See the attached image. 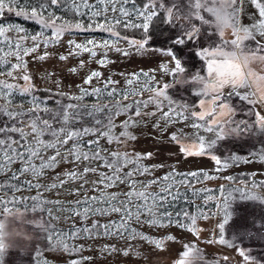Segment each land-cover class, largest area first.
<instances>
[{"label": "snow or ice", "instance_id": "6c2138e0", "mask_svg": "<svg viewBox=\"0 0 264 264\" xmlns=\"http://www.w3.org/2000/svg\"><path fill=\"white\" fill-rule=\"evenodd\" d=\"M137 0H37L35 5H30L27 0H0V14H3L5 9L14 11L17 16H21L27 20H34L41 25L43 30H50L51 36L45 39V31H42L40 36L32 35L31 37L25 32L22 26L11 25L8 27L0 26V52L4 55L0 56V65L8 64L7 57L14 55L17 63L8 64L11 70H0V76H6L12 79H17L14 76L16 70H24L26 65L23 57L35 53L40 47L41 41L45 47L49 41L55 44L61 40L66 33L74 30L79 31H95L101 30L109 34L110 39L102 42L95 40H86L84 42H76L68 40L67 54L59 55L61 61L69 59V57L79 56L83 52H87L91 58L97 57L95 49H108L117 46L121 42H126L130 47L137 51L144 50L148 43V36L145 35L140 39L130 38L122 34L120 29H139L143 33L149 32L150 24L154 18L158 16L161 9L167 14V22L174 23L182 15L183 19L188 20L189 24L185 25L178 37L173 43L176 46H185L190 42L195 41L201 34L200 28L196 24L191 23L193 17L204 23H211L202 15L203 11L211 13L215 17V27L223 36L224 26L232 28L233 36L231 41L221 40L220 43L213 44L211 47H205L199 50L196 55L205 62L206 74L201 75L196 73L192 76V81L201 85L196 91V95L201 97L199 100L200 111L191 110L188 105L174 106V101L167 94V89L170 84H163L162 87H157L159 83L155 81L148 72L132 73L125 79V87L118 88L119 81L111 77L103 80L102 87H93L91 92L87 89H82V95H94L98 98H107L108 103L102 107L92 106L91 111H87V105L83 104H67L62 106L58 113L52 114L49 109H42L43 101L32 95L35 91L34 86L30 83V76L22 75L26 82V86L19 87L14 83H10L7 79H0V99L5 103L0 106V115L8 117L14 123L5 126H0V175L11 173L7 180L0 181V208L7 213L11 212V208H17V205H22L24 212L31 209L36 212L48 211L51 216V209H45V205L60 204L61 201H52L42 199V192H47L50 189L62 185L65 181L58 175L56 182L50 185H41L33 183L32 180L21 181L20 177L30 174L33 178L43 175L45 169L53 168L59 161H71L77 168L84 162L99 161L100 167L85 165L82 170H70L64 175L69 179H84V183L89 181L85 179L89 173L98 174V179L91 181L93 188L98 191V195L88 196L85 194L82 198L77 193V199L72 202V207L68 209L70 213L68 219L72 216H79L82 220H87L92 216H109L112 213H117L120 216L118 221L112 220L108 223H100L94 221L90 226L85 225L82 228L73 225L70 233H65L52 225L51 221L37 220V227L46 233V239L51 242L52 246H62L65 250L71 251L65 243L67 239L77 238L81 233H87L89 236L95 234L115 236L121 239L130 240L139 236L143 240H151L149 236H143L131 227V223L148 224L152 227H163L165 224L176 226L189 231L186 222L181 219L173 220V214L165 209L170 201L179 198L177 184L180 187H191V183H185L184 180L179 182L174 181V175H182L179 173H169L163 177L154 178L150 181H141L135 177L151 175V169L145 167L141 161L151 156V154H131L128 152L112 151L102 148L99 143L100 137H107L108 143L113 141L116 143H125L128 140H135L128 128L137 123L134 117L142 115V109L154 104L157 111L162 112V119L166 124H171L180 121H191V127L194 129H205L210 133H215L216 139H223L225 135L231 132L240 130L241 125L247 127L245 122L236 124L235 128L227 129L226 125L235 123L233 120L220 119L221 117L234 115V106L229 102V97L237 96L241 101H248L255 104L258 101H264V75L248 69L250 59L264 60V40H257V34L264 37V0H251L252 5L259 13V19H254L249 26H242L238 22L240 9L237 7L238 0H187V9L183 12L173 11L172 7H165L164 4L157 3V0H144L141 7H136ZM131 5L132 7H128ZM55 9H64L73 13L72 18L57 16ZM8 32H15L18 35L15 41L7 37ZM31 39L32 46L27 47L23 43ZM246 41H254V46L249 47ZM116 51L123 55H129L128 51L116 47ZM174 62V68L169 69L167 64H162L160 67L163 72L173 77L184 73L185 69L182 66L180 58L177 56L175 49L169 48L163 53ZM48 53L39 56L40 60H44ZM106 53L104 58L98 59L97 63L105 65L107 63ZM85 61L81 60L79 66L84 67ZM71 72H76V68L70 69ZM101 80L100 71H91L85 78V84H91L92 80ZM187 82V81H181ZM244 89L246 91L241 92ZM227 90V91H226ZM144 92L153 93L147 99H135L140 97ZM16 94L32 95L31 103L33 105L32 114L28 119H22L27 114L24 111L9 110L14 104L12 97ZM132 98V102L122 104V101ZM74 99L79 100L80 97ZM164 101H167V111H163L165 107ZM108 109L107 122L96 117L95 113ZM113 109L115 111H113ZM135 109L128 119L123 121L122 127L125 129L119 136L114 135V118L118 115L128 113ZM43 110L51 118H43L39 112ZM83 110V111H82ZM144 115H154L155 113H143ZM89 116L94 121L92 126H83L73 128L69 126L70 121L80 119L83 116ZM257 123L261 129H264V116L256 113ZM54 124L59 125L58 127ZM158 126V125H157ZM49 136L50 139L43 137ZM96 136L97 139L84 142V137ZM31 137V139H29ZM121 137L124 139L122 140ZM173 141L179 139L177 133L171 136ZM72 141L70 147L65 149V145ZM215 145V140L206 142L204 138L197 137L196 143L182 144L181 152L188 155L204 154L206 148H212ZM49 149L54 150L53 155L45 156L44 153ZM194 149L196 151H194ZM221 168H227L229 161L238 160V157H230L229 161H222L215 155L211 157ZM260 160L264 161V152L260 154ZM37 161L39 163L37 164ZM19 162L21 168L14 169L12 166ZM128 165H133L129 171H122ZM156 167V166H153ZM162 167V165H160ZM101 168H107L109 172L101 171ZM219 170V169H218ZM187 175L197 176L196 172L188 173ZM207 176V173H203ZM210 178V177H208ZM231 180V177H227ZM119 184H125L130 189L120 193H107L106 190ZM156 185L159 191L153 192L149 189ZM264 186V185H262ZM255 187V185H253ZM22 188L27 190L36 189L37 194L30 198L20 199L16 193ZM83 188V185H81ZM240 196L255 199L250 194L242 189H236ZM194 195H199V191L194 189ZM231 193H229V196ZM212 196L205 197V203L211 200ZM32 203H28V200ZM9 205L11 207H9ZM198 210L200 206H197ZM19 210V208H17ZM184 217H189L188 213L179 214ZM145 217V219H141ZM59 219V217H53ZM191 223L195 225L196 218L191 217ZM2 228V225H0ZM219 228L223 230L224 224H220ZM167 239H173L168 236ZM157 247L160 246V241H154ZM221 243H224L221 240ZM128 247L123 249V254L128 255ZM189 248V245H185ZM4 245L0 243V258H2ZM246 264L251 261L243 250L239 253ZM188 252L184 253L187 257ZM72 264H77V261H72ZM183 264V261H181Z\"/></svg>", "mask_w": 264, "mask_h": 264}, {"label": "rangeland", "instance_id": "374dc122", "mask_svg": "<svg viewBox=\"0 0 264 264\" xmlns=\"http://www.w3.org/2000/svg\"><path fill=\"white\" fill-rule=\"evenodd\" d=\"M157 3H162L165 7H172L174 12H177V10L183 12L187 9V0H157ZM128 7L132 6L129 5ZM136 7L139 8L140 6L136 3ZM237 7L240 9L238 17L240 25L249 26L253 23L254 19H259V13L254 5H252L251 0H238ZM161 12L164 14V18L167 21L166 12H164L163 9H161L159 13ZM202 15L211 23H204L193 17L191 23L196 24L197 27L200 28L201 34L195 41L185 45L186 47H194V45H197V53L202 48L213 46L214 43L218 45L221 40L231 41L235 38L233 36L232 28L228 26H224L223 36L221 37L220 32L215 27V17L207 11H203ZM171 24L176 26L179 34L183 27L189 24V21L183 19L181 15L179 19ZM11 25L21 26L20 24L13 23L4 27ZM23 28L28 36L31 37L32 34H30L25 27ZM42 31L45 30H42L41 28V30L38 31V37ZM101 33L102 34L95 32L87 35H76L73 32L66 33L65 36L55 44L49 41L47 47H45L43 41H41L40 47L37 48L35 53L23 57L26 68H24V70L18 69L14 72V76H16L17 79H12L6 76H0V79H7L10 83L23 87L26 86V82L20 77L27 74L30 76V83L35 89L66 95L70 99L58 100L60 107L67 104H83L88 106L86 109L87 111H91L93 105L102 107L104 104L108 103V99L103 97L98 98L94 95L84 96L82 95V89H87L91 92L93 87H102L103 80L109 77L120 82L116 87L124 88L125 79L132 73L139 74L141 72H148L155 81L159 82L156 85L158 88L162 87L163 84L171 85V87L167 89V94L171 100L174 101V106L188 105L191 110H201L199 108V100L201 97H198L195 94L201 85L192 81V76L196 73H200L201 75L206 74L205 62L201 60L199 56L198 58L200 60L194 58L184 59V64H191L190 70L187 73L184 71V73L178 74L175 82L171 84L173 76L165 74L160 67L162 64H167L169 69L174 68V62L163 54L165 50L169 49V47L165 49L150 47L148 44L155 41L151 40L152 38L149 36L148 43L142 51H137L135 48L130 47L126 42H121L117 46L108 49H95L97 52L96 58H91L87 52H83L79 56L69 57V59L65 61L59 59V55L67 54L69 39L75 40L76 42H84L91 39L98 43L110 39L108 33L103 31H101ZM6 35L10 40L15 41L18 35H24V33L17 34L15 32H8ZM49 36H51V33L50 35L46 34L44 38L47 39ZM130 38L140 39L137 37ZM256 38L257 40H264V37H260L259 34H257ZM173 41L170 48H173L172 46H174V48H182V46L174 45ZM23 43L25 46L31 47L33 42L31 39H28L23 41ZM245 43L248 44L249 47L254 46V41H246ZM116 47L128 51L129 55L125 56L121 52L116 51ZM45 53H48L47 57L44 60H40L38 57ZM105 53L108 62L105 65H100L97 63V60L104 58ZM2 55H4V53L0 52V56ZM7 60L8 64L17 63L14 55L8 56ZM81 60L85 61L84 67L82 68L79 66ZM8 64L0 65V70H11ZM72 68H76L77 71L71 72L70 69ZM248 69L258 75H264V60L250 59ZM91 71H100L101 80L97 81L96 79H93L91 84H85L84 80ZM244 91L246 90H241V92ZM180 92L181 97L184 99L181 102L176 96L177 93ZM151 95H153V93L144 92L140 97L135 99H147ZM20 96V94H16L12 97L14 104L10 106L9 110L24 111L27 115L22 119H28L33 111L31 98L25 99V102H20ZM75 97H80V99H74ZM47 100L48 98L43 101V105L41 106L42 109L44 107L49 109L46 104ZM131 102L132 98L122 101V104H128ZM229 102L239 111L236 118L233 119L235 123L226 125V128H235L236 124H239L240 122H245L247 127L241 125L240 130L235 132L229 131V133L225 135V137L228 136L226 141L224 138L217 140L215 133H210L203 128H192L190 126L191 121H180L166 124V121L161 118L162 112L157 111L154 104L149 105L147 108H143L142 115L134 117L137 123L128 128V131L136 137L135 140H128L125 143L120 144L113 141V143L109 144L107 137L99 138L100 146L108 149L109 152L120 151L128 152L133 155L137 153L142 155L151 154V156L141 161L145 167L151 169V175L145 174L144 176L135 177L141 181H150L154 178L163 177L169 173H179L182 175H174L172 177L174 181L179 182L182 179L180 176L183 178L188 177L189 175L187 174L194 171H203L207 173V176L212 177L193 187L185 188L180 187L179 184H177L179 198L170 201L165 209L161 210L172 213L173 220L181 219L183 221V219L180 218L182 215L179 214L188 213L184 211L187 209L186 205L189 203L188 193L194 191V189L197 191L202 190L199 192V195H197L199 198H196L193 202V205H195L196 208L192 213H188V220L184 221L187 223L188 229H195L197 235L192 231L176 226L174 223L171 225L165 224L163 227H152L148 224H136L135 222H132V228L136 229V231L143 236H149L152 239L143 240L137 236L130 240H125L103 234L99 236H96L95 234L89 236L87 233H81L77 238L67 239L65 241L69 249H73L71 251H67L59 245L55 247L52 246L51 242L46 239L47 234L43 233L37 227V220L51 221L52 225L56 228L63 230L65 233H70L73 225L82 228L85 225L90 226L94 221L108 223L109 221H118L120 219V216L117 213H112L109 216H92L87 220H82L79 216H72L71 219H68L70 215L68 209L73 206L72 202L78 198L77 193H79L81 198L85 194L88 196L99 194L98 191L93 188L91 183V181L97 180L99 177L98 174L89 173L87 177H85L89 183L85 184L84 179H69L64 173L74 169L80 171L85 165L90 167H100L101 162L86 161L77 168L70 160L60 161L58 158L59 162L53 168L45 169L43 175L40 177L33 178L30 174L20 177L21 181L32 180L33 183H40L41 185H50L56 182V177L58 175L65 181L62 185L58 184L57 188L50 189L47 192H43V189L39 190L42 192V199L61 201L60 204L44 206L45 209H51V216L48 211H41L39 209L36 212H32L31 209H29L27 212L18 211L15 215H8L3 208H0V225H2V228H0V243L4 245L0 264L8 262L9 254L7 248L10 246L12 247L14 244L18 245L21 250L20 253L25 256L23 258L26 259V261L28 257H33L34 264H72V261H77V264H178L179 259L184 255V251L186 249L190 250L192 246H196L202 256H206V259L211 262L213 261L217 264H246L244 258L239 254L241 251L239 248L240 243H238L239 245L237 246L234 245L233 248H228L220 246L214 242L218 223L222 220V210L218 207L220 198L219 196L216 197V195L219 194L218 192H220L219 190L223 186L233 184L242 187L245 191L252 192L250 196L255 197V199L243 198L242 201L244 204L252 200H258L257 202L264 205V189H257L258 186L255 183L256 181L263 182L264 180V161L260 160V154L264 152V129H261L256 118V113L264 116V101H258L257 103L252 104L248 101H241L237 96H231L229 97ZM4 103L5 101L0 99V106H3ZM164 105L165 107L163 108V111H167V101H164ZM106 110L108 109L104 108L103 111L95 113L96 117ZM41 111L39 114L42 117L43 115H47L46 112L43 110ZM143 113L155 114L144 115ZM131 114L132 112L129 111L128 113L118 115L114 118V135L119 136V134L125 130L122 127L123 121L128 119V116ZM231 117L232 115L221 117L220 119L228 120ZM50 118V116H47L45 119ZM86 118L90 119L91 117L85 115L80 119L70 121L69 126L73 128L83 127L80 123ZM11 123H14V121H11ZM173 133L178 134L179 139L177 141L171 139ZM201 136L206 142L215 140L214 147L210 149L206 148L204 154L198 155H188L181 152L182 144L196 143L197 137ZM43 138L45 139L46 137ZM29 139H31V137H29ZM83 139L86 143L87 141L97 139V137L86 136ZM121 139L123 140L124 138L121 137ZM222 141L224 144L220 146ZM71 144L72 141H69V144L64 146L65 149L70 147ZM194 151L196 150L194 149ZM217 153H220L222 157ZM53 154L54 150L52 149H49L44 153L45 156ZM213 155L219 158L222 163L224 161H229V158L233 156L238 157L239 159L229 161V166L227 168H221V166L217 165L211 158ZM38 163L39 161H37V164ZM160 165H162V167H160ZM21 166L22 165L17 162L12 167L18 170ZM132 167L133 165H128V167L124 168L122 171H129ZM101 171L110 173V170L107 168H101ZM244 173L249 175V182L242 181L234 183L232 179H227V177L232 178L235 174ZM10 175L11 173L0 175V181L8 178ZM81 185H83V188H81ZM253 185H255V187H253ZM129 190L130 189L127 185L119 184L118 186H113L112 188L107 189L106 192L120 193ZM149 190L156 192L159 191V188L156 185H153ZM36 194V189L27 190L26 188H22L20 192L16 193V196L20 199H25L35 196ZM252 194H257L260 197L253 196ZM207 196H212L213 198L205 203L204 198ZM215 202L217 203L216 207H214ZM28 203H32V201L29 199ZM198 205L200 206L199 210L197 208ZM9 207L11 206L9 205ZM251 207L252 206L242 207V210L237 209L238 217L236 221L238 229L247 222V220H244L246 215L245 211L246 208ZM13 209L14 208H11V210ZM53 217H59V219H53ZM191 217L196 218L195 225L191 223ZM141 219L143 220L145 217H142ZM261 228H264V224ZM168 236H172L173 239H167ZM157 240L160 241L159 247L154 243V241ZM261 241L262 240H260V242ZM129 245L128 255H124L123 249ZM185 245H189L190 247L186 248ZM261 250L252 246H247V248L243 250L244 253L251 258V261L248 262V264H262L259 260L262 258ZM257 252L259 255H257ZM256 256L260 258H257ZM17 262L18 264L21 262L20 257H18L15 264H17ZM22 262L25 263V261Z\"/></svg>", "mask_w": 264, "mask_h": 264}, {"label": "trees", "instance_id": "16d2710c", "mask_svg": "<svg viewBox=\"0 0 264 264\" xmlns=\"http://www.w3.org/2000/svg\"><path fill=\"white\" fill-rule=\"evenodd\" d=\"M27 3L30 5H35L37 3V0H27ZM140 7L141 5L144 3V0H137L136 2ZM56 15L57 16H62L65 18H72L73 13L70 11H65L64 9H55ZM20 24L21 26L25 27L30 34L32 35H36L38 36V31L41 30V25H39L38 23H36L34 20H27L24 19L21 16H17L15 14L14 11H9L7 9H5L3 14H0V26H6L8 24ZM43 30V29H42ZM175 30V31H174ZM120 31L122 32V34L130 36V37H137V38H141L144 35H147L149 37H151V40H154L155 42H152L148 45H150V47H156V48H160V49H165L167 47H171L172 41L174 38H176L178 36V30L176 29V26H173L171 23H168L165 18H164V14L158 13V16L154 18L153 22L150 24L149 27V32L147 34L143 33L142 30L139 29H120ZM47 32V33H46ZM73 33H75L76 35H82V34H92L95 32H99L100 34L101 31H79V30H74L71 31ZM45 33L47 35H50L51 31L50 30H45ZM157 43V44H156ZM170 44V45H168ZM173 49H175L177 56L180 58L182 66L185 69V72L187 73L190 68H191V64H184V61L186 60V58L188 59H196V60H200L198 58V55H196V51H197V45L193 46H182V48L180 47H175L172 46ZM185 59V60H184ZM177 79L176 77H173V80L171 82V84H173L175 82V80ZM35 89V88H34ZM186 92V91H185ZM184 92V94H185ZM32 95H35L38 99H41L42 101L46 100L48 98V100L46 101V104L49 108V110L51 111V113H56L59 111V109L61 108L59 106V102L58 100H68L69 98L66 95H60L57 93H53L51 91H40L35 89L34 93ZM32 95H21L19 101L20 102H25V99L27 98H32ZM178 98V100L181 102L183 99V97H181V92L177 93L176 95ZM64 98V99H63ZM70 100V99H69ZM234 115H232V117L230 118V120H233L234 118H236L237 114H238V109H235ZM113 111H115L113 109ZM134 109L130 110V112H133ZM42 112V111H41ZM107 112L108 110H106L105 112L101 113L99 116H97V118H99L100 120L104 121L105 123L107 122ZM43 113V112H42ZM44 114V113H43ZM47 115H43V118H46ZM244 117V116H243ZM244 119V118H243ZM11 121L8 119V117L4 116V115H0V126H7L8 124H10ZM94 121L92 120V118H86L83 119V121L80 123L81 126H88V125H93ZM54 126L58 127L59 125L54 124ZM46 140L50 139L49 136H45ZM226 138L228 139V136L224 137V140L226 141ZM223 140V141H224ZM222 141V143H220V146L222 144H224ZM219 156L222 157V155L220 153H217ZM196 172L198 175L197 176H191L189 175L188 177H182L180 176V178H182L181 180H184L185 183H191V187L195 186L198 183L204 182L206 179H208L209 176H203L202 174L205 173L203 171H194ZM212 178V177H210ZM209 178V179H210ZM249 175H247L246 173L244 174H235L232 176V180L234 183H239L242 181L245 182H249L248 180ZM6 179H2L1 181H5ZM256 185L259 187H257V189H264V180L262 181H256L255 182ZM236 189H242L244 192L251 194L252 192H248L245 191L242 187L239 186H235L233 184H228L223 186L218 192L219 194L216 195V197L219 196L220 198V202L218 204V207L222 210V216H221V221L220 223H218V229H217V233L214 236V242L220 246H225V247H230L233 248L234 245L237 246L239 245L238 243H240L239 248L241 250H244L250 246L254 247V248H258L259 250H261V259L260 263L264 264V228H261V226L264 224V205L260 202H257L256 200H252L249 202H246L244 204V202L242 201L243 198L246 197H241L238 191H235ZM199 191V190H198ZM202 190H200L199 192H201ZM229 193H231V195L229 196ZM188 198H189V203L186 205L187 209H185V212L188 213H192L194 211V209L196 208L195 205H193L194 201L196 200V198H199L197 195H194V191H191L190 193H188ZM253 196H258L257 194H252ZM217 203H214V207H216ZM254 205V206H253ZM251 208H246L245 211V219L247 220V224L245 223L244 225H242V231H241V227L238 229L237 227V217H238V213H237V209L242 210V207H250ZM17 208H19V210H17ZM17 208H14L13 210H11L10 213H8V215L10 214H14L18 211H24L23 206L22 205H17ZM218 208V209H219ZM180 218L183 219V221H187L188 218L181 216ZM220 224H224V228L223 230H221L219 228ZM195 235L196 232L192 231ZM221 240L224 241V243H221ZM260 240H262L260 242ZM263 243V244H260ZM8 262H6L7 264H15V262L18 260V257H20L21 262H19V264H34L33 263V257L30 258L28 257L27 261L26 259H24L23 255H21V250L19 249L18 245L14 244L12 245V247H8ZM251 249V248H250ZM199 249L195 247H191L190 250L186 249L184 251L188 252L189 255L187 257H185L184 255L179 259L178 264H181V261H183V264H217L214 263L213 261H209L206 259V256H202V254L198 251ZM257 250V249H256ZM13 251V252H12ZM258 251V250H257ZM254 255V254H253ZM257 255H259V253L257 252ZM255 256V255H254ZM205 257V258H204ZM257 257V256H256ZM260 258V257H257ZM22 261H25L22 262ZM209 261V262H208ZM1 263V262H0ZM5 263V264H6ZM18 264V262H17Z\"/></svg>", "mask_w": 264, "mask_h": 264}, {"label": "clouds", "instance_id": "9594fccd", "mask_svg": "<svg viewBox=\"0 0 264 264\" xmlns=\"http://www.w3.org/2000/svg\"><path fill=\"white\" fill-rule=\"evenodd\" d=\"M6 242V241H5Z\"/></svg>", "mask_w": 264, "mask_h": 264}]
</instances>
